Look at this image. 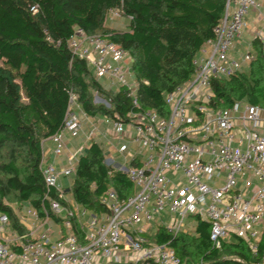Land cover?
Segmentation results:
<instances>
[{
  "label": "built area",
  "instance_id": "obj_1",
  "mask_svg": "<svg viewBox=\"0 0 264 264\" xmlns=\"http://www.w3.org/2000/svg\"><path fill=\"white\" fill-rule=\"evenodd\" d=\"M250 10L264 24L258 0H227L215 38L193 60L194 75L165 94L167 117L153 109L131 111L125 120L92 116L71 93L65 124L49 138L53 161L47 162L43 152L47 189L41 209L25 207L19 220L23 230L0 214V264H183L175 248L151 239L156 232L148 228L157 218L163 220L165 212L171 216L165 228L173 238L187 232L185 220L194 217L210 223L215 247L232 237L242 239L253 254L260 253L259 262L252 264H264V106L245 101L213 106V80L243 71L255 58L250 49L232 55L248 27ZM109 14L121 15L120 10ZM255 39L264 56V27ZM68 41L72 55L86 60L98 81L109 82L105 88L128 89L139 106L133 60L121 45L100 34L89 36L82 28ZM94 103L112 108L98 93ZM100 139H107L120 156L104 154L105 164L135 187L125 199L117 190H107L99 199L106 208L101 214L68 199L60 183L75 179L81 157ZM53 191L64 204L52 197Z\"/></svg>",
  "mask_w": 264,
  "mask_h": 264
},
{
  "label": "trees",
  "instance_id": "obj_2",
  "mask_svg": "<svg viewBox=\"0 0 264 264\" xmlns=\"http://www.w3.org/2000/svg\"><path fill=\"white\" fill-rule=\"evenodd\" d=\"M227 0H0V214L19 225L13 205L41 209L46 185L41 171L44 143L63 126L70 95L92 116H119L157 110L167 117L164 96L195 73L194 58L215 38ZM36 7V10L32 8ZM129 18L127 29L106 27L110 11ZM76 28L100 34L129 54L138 85L135 106L129 90H108L86 60L72 55L68 40ZM249 72L213 80V106L228 108L235 101L264 106V56L260 43ZM98 93L112 108L94 103ZM69 193L94 213H104L100 197L109 189L123 199L135 191L127 176L104 162L94 142L77 166ZM52 197L65 203L52 192ZM48 204V202L46 201ZM193 232L173 238L160 226L153 241L175 248L183 264H252L247 243L232 237L220 248L210 239V223L197 220ZM21 230V231H22ZM260 252L264 249V237Z\"/></svg>",
  "mask_w": 264,
  "mask_h": 264
},
{
  "label": "rangeland",
  "instance_id": "obj_3",
  "mask_svg": "<svg viewBox=\"0 0 264 264\" xmlns=\"http://www.w3.org/2000/svg\"><path fill=\"white\" fill-rule=\"evenodd\" d=\"M262 7H263V12H264V6H262ZM252 12L253 11L250 10V13H249L250 15H248L247 19L249 21H251L250 23L253 25L254 29L257 28L258 30H261L262 29V28H260L261 24H255L254 23L256 15H254ZM106 21H107L108 27L116 28V29H127L128 28V24H129V18L127 16L122 15V14L119 15V16H115L114 18H112V15L109 14L107 16V20ZM262 24H263V22H262ZM250 47H251L250 51L252 52V54L256 55L257 54V50H258L257 44H254V46L252 45ZM245 49H247V48H245ZM243 71L248 73L249 72V66H246V68H244ZM101 83L107 88H109V86H110L109 82L107 80L101 79ZM46 142H47L46 146L47 147L50 146L49 145L50 144V140H47ZM115 157L119 159L120 156H118V154H115ZM63 182H65L66 188L72 186V179H70V178H63ZM72 197H73L72 194L67 195L68 199H71ZM13 207L15 209V213H16L18 221L21 220L23 215H24L25 206L20 207V206H17V205H13ZM163 216H164L163 220L157 218V220L155 221V222H157L156 224L158 226L165 227L166 225H168L170 223V217L171 216H169L166 212H165V214ZM19 223H21V222H19ZM51 223H52V225L54 227H58V222L56 220H52ZM185 223H186V226H187L186 228H189V230H187V232H193L195 227H196V225H197V219L194 218V217H188V218H186ZM155 227H157V226H155ZM153 231H155V230H153Z\"/></svg>",
  "mask_w": 264,
  "mask_h": 264
},
{
  "label": "crops",
  "instance_id": "obj_4",
  "mask_svg": "<svg viewBox=\"0 0 264 264\" xmlns=\"http://www.w3.org/2000/svg\"><path fill=\"white\" fill-rule=\"evenodd\" d=\"M258 2L262 5V6H264V0H258ZM235 6V4L233 5V7ZM253 12V14L254 15H256V18H255V20H254V23L255 24H261L260 25V28H262L263 29V27H264V24H262V20L259 18V16H258V14H257V12L255 11L254 12V10H252ZM262 11H263V7H262ZM250 13V12H249ZM264 13V12H263ZM109 15V14H108ZM250 15V14H249ZM248 17V16H247ZM106 20H107V18H106ZM246 21L248 22V27H247V29L244 31V33H243V35H242V37L241 38H239V39H237L236 40V42H235V48H234V51H233V53H232V55L233 56H235L236 58L237 57H240V55L242 54V53H244L246 50H248V49H250L251 47L250 46H254V44H255V37H256V34H257V32L259 31L257 28H255L254 29V27H253V25L250 23L251 21H249L247 18H246ZM105 24H106V27L108 26L107 25V21L105 22ZM259 42V41H258ZM248 46V47H247ZM245 48H247V49H245ZM104 86V85H103ZM105 87V86H104ZM98 117H101V116H98ZM106 127V125L104 124V123H100V128H105ZM50 140V146H46L47 145V142L45 141V143H44V154L46 155V161L47 162H52L53 161V159H54V157H53V154H52V148H53V142L51 141V139H49ZM100 146H101V148H102V150H103V152H104V154H108V155H115V154H118L117 152H116V150L114 149V148H111L110 146H108V144H106L107 143V139H100L99 140V142H97ZM62 185H64L65 186V182H63V179L61 180V182H60ZM72 183H73V181H72ZM65 188H66V186H65ZM70 188L71 187H68V188H66L67 190L69 189V191H70ZM66 190V193H67V195H70L71 193H69L68 191ZM71 199H73V197L71 198ZM27 205H30V204H27ZM27 205H25V207L27 206ZM157 222H154L148 229L149 230H151L153 233H155V232H157V230L159 229V227L160 226H158L157 224H156ZM155 226H157V227H155ZM54 229H57V227H54ZM153 230H155V231H153ZM54 234L57 236L58 235V232H57V230H54Z\"/></svg>",
  "mask_w": 264,
  "mask_h": 264
},
{
  "label": "water",
  "instance_id": "obj_5",
  "mask_svg": "<svg viewBox=\"0 0 264 264\" xmlns=\"http://www.w3.org/2000/svg\"><path fill=\"white\" fill-rule=\"evenodd\" d=\"M67 191L69 192V189Z\"/></svg>",
  "mask_w": 264,
  "mask_h": 264
}]
</instances>
